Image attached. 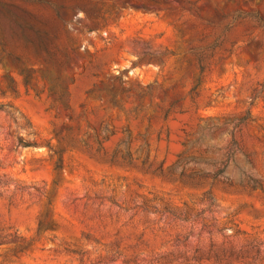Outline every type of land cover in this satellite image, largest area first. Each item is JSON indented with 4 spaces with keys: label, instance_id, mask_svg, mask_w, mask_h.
I'll return each instance as SVG.
<instances>
[{
    "label": "rangeland",
    "instance_id": "374dc122",
    "mask_svg": "<svg viewBox=\"0 0 264 264\" xmlns=\"http://www.w3.org/2000/svg\"><path fill=\"white\" fill-rule=\"evenodd\" d=\"M121 1L0 0V264H264V0Z\"/></svg>",
    "mask_w": 264,
    "mask_h": 264
},
{
    "label": "trees",
    "instance_id": "16d2710c",
    "mask_svg": "<svg viewBox=\"0 0 264 264\" xmlns=\"http://www.w3.org/2000/svg\"><path fill=\"white\" fill-rule=\"evenodd\" d=\"M95 1V0H90ZM97 3V2H96ZM148 4L142 3L141 0H126L121 1L119 3H112L110 6V10L112 11H119L121 8H133V9H142V10H149V7H156L158 6V2L155 0H149L147 2ZM149 5V7H148ZM53 10L55 11V16L62 21L64 25L72 23V21H67V14L65 11H75L79 9L80 6H84L82 2H76L73 4H60V5H53L51 4ZM121 6V7H120ZM91 10V9H90ZM16 27L19 30L21 34H24L25 32H34L38 34L40 31L38 28L35 27V25L28 23V22H22V23H16ZM6 46L5 41V35L3 32L0 33V50L3 51Z\"/></svg>",
    "mask_w": 264,
    "mask_h": 264
}]
</instances>
